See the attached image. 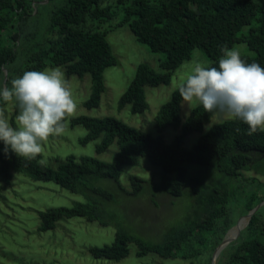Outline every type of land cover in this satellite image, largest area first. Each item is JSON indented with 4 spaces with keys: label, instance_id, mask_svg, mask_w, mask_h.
Wrapping results in <instances>:
<instances>
[{
    "label": "trees",
    "instance_id": "1",
    "mask_svg": "<svg viewBox=\"0 0 264 264\" xmlns=\"http://www.w3.org/2000/svg\"><path fill=\"white\" fill-rule=\"evenodd\" d=\"M34 1L0 0V75L4 69L7 71L5 86L10 87L11 80L24 71L63 67L67 75L90 74L91 91L84 106H98L104 91V69L116 63L106 30L100 31L98 26L116 15L113 6L103 4V0H48L52 3L43 35L26 49L27 41L35 32L24 36L23 32L28 21L38 16L32 5ZM117 4L122 16L115 25L126 24L137 41L146 44L151 51L164 54L160 60L161 71L147 63H139L120 96L119 106L130 104L133 113L147 107L144 87L168 83L172 72L190 57L194 48L202 49L212 60L208 66H217L223 46L230 48L236 42H244L254 55H241V58L264 67V11L256 0H117ZM89 20L95 26H88ZM244 26L247 30L243 32ZM20 57L21 61L16 64ZM176 89L157 111V135L112 116L71 118L70 125L81 124L87 129L81 143L101 137L96 145L97 152L116 141L118 150L110 161L67 155L56 167H51L37 162L40 155L27 160L0 152V178L4 185L10 183L14 171L35 180L53 181L87 198L86 202H75L72 206L39 211L38 231L54 228L62 217L78 216L102 226L110 225L114 215H108L103 204L113 202L115 194L92 182L108 178L115 182L119 192L137 196L143 187L142 179L129 175L132 189L126 190L119 176L124 165H135L137 156H143L163 171L176 173L165 182V189L171 195L181 196L183 186L189 187L190 213L183 221L169 226L160 240L147 239L119 223L114 224V240L102 246H90L87 251L94 258L119 261L129 254V245L133 244L136 256L153 253L163 258H194L210 264L212 251L235 223L231 203L240 206V215H244L264 200V182L255 183L254 178L241 177V171L260 167L259 161L264 158V132L249 135L246 124L226 119L203 132L191 149L186 148L183 145L185 136L202 131L214 112H205L197 105L181 122L183 100ZM5 104L0 99V108ZM168 126L180 127V132L170 142H166L163 135ZM186 161L212 167L223 178L207 181L201 174H190L183 164ZM234 177H240L237 184L233 182ZM249 182L263 193L257 195L249 188ZM262 207L264 205L252 214L237 239L220 251L215 264H264ZM224 255L225 258H221Z\"/></svg>",
    "mask_w": 264,
    "mask_h": 264
},
{
    "label": "rangeland",
    "instance_id": "2",
    "mask_svg": "<svg viewBox=\"0 0 264 264\" xmlns=\"http://www.w3.org/2000/svg\"><path fill=\"white\" fill-rule=\"evenodd\" d=\"M256 1L260 3L264 11V0ZM47 2L48 0H35L32 3L38 11V16L28 21L23 32V36L29 32H35L27 41L26 49L40 40L39 38L43 35L52 3ZM103 4L112 5L116 13L111 20L98 26L100 31L106 30V39L111 46L116 63L104 69V91L101 93L99 105L90 108L84 106V101L91 91L90 74L67 75L63 67H58L65 74L77 103V109L73 115L65 119L66 128L62 134L50 136L48 140L42 142L43 152L40 154V159H46V165L51 167H56L67 155H74L77 158L91 156L102 161H110L118 150V145L114 141L104 151L97 152L96 145L101 137L81 143L80 140L87 134V129L81 124L70 125V120L74 116H112L143 132L157 135L155 116L159 107L169 100L173 90L186 78L195 63L208 66L212 62L202 49L194 48L190 57L182 61L172 72L168 83L144 87L147 102L144 111L133 113L130 104L120 107V96L134 77L136 66L139 63H147L155 70L161 71L160 60L164 58V54L151 51L146 44L137 41L126 24L115 25L122 16L117 0H103ZM89 25L95 26L90 20ZM246 30L247 26H244L242 31ZM230 48L238 49L241 55H254V51L244 42H236ZM20 61L21 57L16 64ZM47 68L56 67L47 66L43 70ZM4 76L5 70L3 75H0V88L5 87ZM197 105L195 100L189 104L181 102V122ZM0 109H3L9 121L15 126L18 109L14 103L6 102ZM226 119H230L226 114L214 112L209 121L204 124L202 131H193L185 136L184 147L191 149L203 132ZM179 132L180 127H166L163 131L165 141L170 142ZM0 152H4L2 142H0ZM9 154L14 153L9 151ZM137 158V164L124 165L119 176V182L126 190L132 189L129 175H136L142 179L143 187L137 196L119 192L115 182L108 178H97L92 182L115 194L113 202L103 204L107 214L114 215L111 224L107 226H102L97 221H87L83 217L74 216L62 217L56 221L54 228L38 231L39 211L56 206H72L75 202H86L87 198L79 192L64 189L53 181L35 180L14 171L9 184L4 185L0 178V264H203L194 258H163L153 253L136 256V248L133 244L129 245V254L119 261L94 258L87 251L90 246L111 243L114 240L117 223L147 239L160 240L169 226L183 221L190 213L192 197L189 187L183 186L181 196H173L165 189L166 180L175 177L176 173L163 171L146 157L137 156ZM183 164L190 174H201L207 181L223 178V175L212 167L187 161ZM259 164L260 167L257 169L241 171V177L254 178L255 183L263 184L264 172L260 171L264 170V158L259 161ZM239 178L234 177L233 182L237 184ZM248 185L257 195L260 196L263 193V190L258 189L255 184L249 182ZM231 206L234 210L235 223L229 229L233 228L236 222V225L243 224L246 219L240 215V206L236 207L234 202ZM262 211L264 212V207ZM218 258L220 253L216 261ZM221 258L224 259L225 255Z\"/></svg>",
    "mask_w": 264,
    "mask_h": 264
},
{
    "label": "clouds",
    "instance_id": "3",
    "mask_svg": "<svg viewBox=\"0 0 264 264\" xmlns=\"http://www.w3.org/2000/svg\"><path fill=\"white\" fill-rule=\"evenodd\" d=\"M217 66L195 63L177 85L185 104L196 101L205 112H219L248 126V134L264 132V67L247 63L236 48H221ZM0 99L18 109L15 126L0 109V142L7 155L34 160L42 154V142L65 131V119L77 103L65 78L56 68L28 70L0 88ZM41 166L46 159L37 161Z\"/></svg>",
    "mask_w": 264,
    "mask_h": 264
},
{
    "label": "water",
    "instance_id": "4",
    "mask_svg": "<svg viewBox=\"0 0 264 264\" xmlns=\"http://www.w3.org/2000/svg\"><path fill=\"white\" fill-rule=\"evenodd\" d=\"M5 70V69H4ZM6 73L7 71L5 70V76H4V84H5V79H6ZM264 204V200H262L261 202H259L254 208H252L248 213H246L245 215H243L242 217H246L247 218V222L241 227L238 229V231L236 232L235 235H233L232 237H229L227 238V232L225 234V236L223 237L222 241L216 246V248L214 249L213 253H212V257H211V261H210V264H215L216 263V259L218 257V254L220 253V251L228 244L230 243L231 241H234L237 239V237L239 236L240 234V231L241 229L248 223L250 217L252 216V214H254V212L262 205ZM237 224V222H236ZM235 224V225H236Z\"/></svg>",
    "mask_w": 264,
    "mask_h": 264
},
{
    "label": "bare ground",
    "instance_id": "5",
    "mask_svg": "<svg viewBox=\"0 0 264 264\" xmlns=\"http://www.w3.org/2000/svg\"><path fill=\"white\" fill-rule=\"evenodd\" d=\"M247 221V218L244 220L243 224L241 225H235L233 228H231L227 233V238L233 235V233L237 232L239 228H241Z\"/></svg>",
    "mask_w": 264,
    "mask_h": 264
}]
</instances>
